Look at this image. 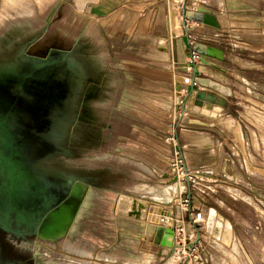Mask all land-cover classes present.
<instances>
[{"label":"rangeland","instance_id":"374dc122","mask_svg":"<svg viewBox=\"0 0 264 264\" xmlns=\"http://www.w3.org/2000/svg\"><path fill=\"white\" fill-rule=\"evenodd\" d=\"M57 2L58 0H0V58L12 56L20 45L39 34H41V38L31 47L30 51L40 53L38 48L43 44L49 32L61 23L58 18L60 11L67 10L68 13L80 11V7L75 10L69 7L65 9V6L60 3V7L58 6L55 11ZM173 8L174 5L170 8L169 15L170 13L171 15L177 14L176 11H171ZM177 18L178 15H176V20ZM94 38H97L95 33ZM5 41L8 42V45L3 47L1 44ZM64 41L63 46L73 42L67 35ZM224 44L227 56L232 55V47L236 43L229 41ZM49 46L50 44L45 47V51ZM233 61L240 67H248V65L243 66L238 58ZM224 66L233 70L231 73L234 74L235 66L232 63L225 61ZM244 72L248 73L247 70ZM251 73L255 79L264 77V72L253 71ZM235 82L234 79L229 81V84L234 86V96L229 97L234 109L232 116L234 124L233 127L231 126L230 132L226 133L227 137L224 143L226 145H222L216 150L217 167L206 172H198L189 168L186 162L188 169L196 173L191 180L182 174L174 173L170 169L171 162L162 161V156L165 157L169 153L170 144L173 142L171 136L175 134V129L168 128L169 125L166 121L174 122L176 120L177 109L161 116L159 119L161 127H157L158 132L144 128L142 135L133 130V122L129 119H123L124 128L117 127L115 129V124L121 121V118L117 113H113L110 128L103 134L107 139L104 148L101 149L97 144L89 142L77 151L75 157L61 156L58 163L65 168L92 174L106 172L105 186L109 190L96 193L106 198H101L99 208L95 206L96 210H89L90 212L94 211V217L89 222V230L95 233L94 236L69 240L70 242L65 248H62L64 241L58 242L56 245L43 243L40 245L41 248L54 254L48 252L49 256L44 253L38 254L42 257L41 261L47 264L51 261V257L54 259L52 263L56 262L57 264H78L80 261L92 264H264V127L256 126V123L259 126L264 125V115L260 114H264V107L263 103L259 105V108H255L251 104L258 102L253 99V96L264 100V94L253 90L251 95H242L238 85L243 84L241 82L234 84ZM243 86L247 87V84ZM241 96H244V99ZM187 106L189 108L188 104ZM252 107L259 111V113L253 114L256 123L251 120L252 117L251 119L249 117L252 113L249 116L246 115V118L252 123L246 121L244 117ZM187 115H190L189 111ZM219 120L220 118H217L214 122L217 127L220 124ZM223 123L225 121H222ZM89 124L87 123V127L97 132L98 135L97 126L99 123ZM149 132L154 133L159 139H156L154 144L157 146V151L154 150L155 152L153 151L151 154L148 152V157L144 154L141 158H137L128 154V158L112 153L119 136H126L128 141L130 139L134 141L137 137L144 138L149 135ZM178 139L179 143L183 144L181 131L178 133ZM147 141L150 142L148 138ZM105 155L108 156L105 161L93 160L95 157ZM223 155L229 160L228 163L223 160ZM121 158H125L128 162H124ZM137 163L145 164L154 174H142L139 169L147 173L151 172L142 165L136 166ZM155 164L159 165V170L152 168ZM177 182L183 185V190L181 187L179 188L182 193L180 191L174 197L172 204H159L160 207L150 200L142 198V196L150 198V196L144 195L145 192L136 191L137 187H145V191H147L150 186L162 189V187H168ZM228 187L233 190L230 189L229 192ZM218 194L219 196L216 197L215 195ZM120 195H133L132 197L136 199L148 201L150 212L158 216L163 215V223H169L168 225L177 231L176 247L172 250L161 247L158 243V235L148 233L147 226L152 225L135 220L133 215L130 218L129 213L124 216L132 206L130 199L122 200L119 204L122 216L115 214V204ZM189 196L190 202L187 204L185 201H189ZM217 200L223 201L224 204ZM95 201L99 203V200L95 199ZM157 208L162 211V214L158 212ZM194 208L200 209L203 213V222L199 225H196L189 216ZM211 209L216 210L231 225V229L228 230L230 236L225 242L206 229L205 220H207ZM166 217H171V220ZM72 243L78 244V246H71ZM68 248H75V250L69 251ZM80 250L87 251L90 255L82 256L78 253ZM95 250H97L96 253Z\"/></svg>","mask_w":264,"mask_h":264},{"label":"crops","instance_id":"0c3cea01","mask_svg":"<svg viewBox=\"0 0 264 264\" xmlns=\"http://www.w3.org/2000/svg\"><path fill=\"white\" fill-rule=\"evenodd\" d=\"M59 3L65 9L69 7L75 10L80 7L78 13L60 11L58 18L60 26L73 41L64 46L65 49L81 48L91 64V73L97 87L96 98L89 102V109L97 115L93 123H99V137H104L103 134L110 128L113 113L121 118L115 124V129L124 128L123 119H129L133 122V130L140 135L144 128L158 132L161 116L176 109L179 111L182 107L181 104H176V99L180 96L189 105L188 108L186 104V108L190 115L184 117L180 125L177 119L166 123L168 128L175 129L177 136L181 131L188 167L198 172L217 167L215 153L220 146L226 145V133L230 132L234 124V109L228 97L210 88L198 85L192 87L187 82V59L196 43L222 49L225 61L235 66L234 74L231 73L233 70L224 66L225 61L206 58L207 64L198 66L196 75L231 88L233 96L234 86L229 84L232 79L243 85L247 84V87L238 85L242 95H251L253 90L264 94V77L255 79L251 76L253 71L264 72V0H58L55 11ZM184 4L187 5L186 10H192V6L208 9L216 17L219 28L189 21L185 27ZM173 5L176 10L173 8L171 11L174 10L177 14L170 13V19L169 10ZM172 18L175 23L179 19L177 30L171 24ZM94 33L97 38H94ZM229 41L236 44L234 47L231 45L232 55L227 56L224 42ZM235 58L248 67L237 65L233 61ZM245 70L248 71L247 74ZM179 86L182 88L180 92L177 90ZM241 98L244 99V96ZM253 99L258 101L257 104L251 103L255 108H259L262 103L264 107V100L256 96ZM199 102L219 104L220 110L213 116L212 111L211 114L204 112V106ZM250 110L244 117L252 123L246 118V115L252 113L249 117L256 123L253 114L259 111L253 107ZM217 118H220V128L214 124ZM222 121L225 123L222 124ZM256 126L264 127L257 123ZM156 139L159 137L150 132L144 138L137 137L134 141H128L126 136H119L112 153L126 157L130 154L137 158L145 154L148 157V152L151 154L154 150L157 151V146L154 145ZM163 160L171 162V147L169 153L162 156ZM223 160L227 163L229 161L224 155ZM139 165L154 174L145 164H136ZM158 166L155 164L152 168L159 170ZM227 189L233 190L230 187ZM215 196L218 197L219 194ZM150 199L158 205L165 204L151 197ZM217 202L224 204L221 200Z\"/></svg>","mask_w":264,"mask_h":264},{"label":"flooded vegetation","instance_id":"af4514ba","mask_svg":"<svg viewBox=\"0 0 264 264\" xmlns=\"http://www.w3.org/2000/svg\"><path fill=\"white\" fill-rule=\"evenodd\" d=\"M67 34L57 24L38 52L49 44L50 49L53 45L63 46ZM39 36L41 34L24 42L12 56ZM33 45L27 49L29 57L11 61V56L0 58V71H3L0 73V144L14 142L15 136L16 141L34 143L29 152L1 153L0 264H44L36 251L41 244L56 245L66 240L93 237L95 233L89 230V222L94 211L89 210L99 208L100 202L87 200L85 209L74 221L70 212L58 218L57 208L75 188L89 187L94 194L109 190L105 186L106 172L86 173L58 163L63 156L61 152L75 157L89 142L101 149L107 144V139L97 138L95 131L87 127L89 121L85 120L84 114L89 102L96 98L97 87L89 59L81 48L74 49L72 60L82 66L83 72L77 76L76 88L71 89L73 79L54 74L43 77L36 68L31 72L25 66L33 55L41 54L30 51ZM58 116L61 119L58 120ZM55 128L59 129L60 138L45 136L42 141L37 137L41 129ZM25 132H34V139L26 138Z\"/></svg>","mask_w":264,"mask_h":264},{"label":"water","instance_id":"95a60500","mask_svg":"<svg viewBox=\"0 0 264 264\" xmlns=\"http://www.w3.org/2000/svg\"><path fill=\"white\" fill-rule=\"evenodd\" d=\"M187 21L189 22H195L198 23L202 26H207V27H211V28H219V24L217 22V19L214 15L211 14V12L203 7H199L197 9V11H191V10H185L184 14H183V24L185 25V27H187L186 23ZM187 29V28H186ZM39 38H41V36L38 37L37 40H39ZM37 40H33L31 43L27 44L26 47H24L23 49L19 50L18 53H16L15 55L11 56L9 59V61L11 60H18L20 59V57L22 56H30L28 54H26L27 49L29 48V46L33 45L35 43V41ZM78 46V45H77ZM52 49H47L46 52H43L41 54H35L33 55V57H31L32 61H28L26 62V65L30 70H32L31 72L34 71V69L36 68V70L44 77V76H48L50 74H54L55 76L58 77H62V75L67 76L71 81L72 79L74 80V84L73 87H71V89H75L76 88V84H77V79H78V74H81L82 71V66L76 62H73V58L72 56H74V49H78V47L72 49V50H65V48L63 46H51ZM193 51L199 53L201 56H203L202 58V63L203 64H207V60L206 58H211L220 62H224L225 61V53L222 49L213 47V46H209L206 45L204 43H196L193 46ZM90 66V65H89ZM91 67V66H90ZM3 72V71H2ZM0 71V73H2ZM197 84L198 86L201 87H206V88H210L216 92H218L219 94L225 96V97H232L233 95V91L231 88L223 86L222 84H219L217 82H213L209 79L206 78H200L198 76L195 75L194 79H193V83H192V87ZM177 90L180 92L182 90L181 86H179L177 88ZM180 96L177 97L176 99V104L179 105L180 104ZM84 115H86V119L87 123L92 124L93 122H95L97 115L96 113L88 108L87 113H85ZM61 117V116H60ZM58 116V120L61 119ZM59 132L58 128L52 129L51 131L49 129H41L40 130V134H38V138H40V140L45 141V136L46 137H59L61 136ZM95 135H97V132H95ZM24 136L26 138H30V139H34L35 134L34 132H32L31 134L27 132L24 133ZM100 135H97V138H101L99 137ZM13 141H10L8 143H1L0 144V157H1V153L2 152H12V153H18V152H29L32 151L31 149L34 148V143H28V142H19L16 141L17 137H13ZM96 139V138H95ZM58 140H56L55 142H52L53 144H56ZM23 143V144H22ZM44 143V142H43ZM7 146V147H6ZM61 152V151H59ZM61 154L63 156H67L65 155L63 152H61ZM61 157V156H60ZM59 157V158H60ZM72 158V157H69ZM71 195L66 199V201H64V203H62L60 206H58L57 208V217L60 218V216H64L66 215L67 212H70V218H72V220L74 221L75 218H78L80 213L85 209L86 205L85 202L87 200H89V195H90V188L89 187H85V186H81L80 189L79 188H75L71 191ZM136 215L137 212H135ZM161 234L158 240V243L161 247L167 248L169 250H172L174 247H176L175 244V230L173 228H161L160 230Z\"/></svg>","mask_w":264,"mask_h":264},{"label":"bare ground","instance_id":"6f19581e","mask_svg":"<svg viewBox=\"0 0 264 264\" xmlns=\"http://www.w3.org/2000/svg\"><path fill=\"white\" fill-rule=\"evenodd\" d=\"M171 24H172L173 28L175 30H177L178 23H175L174 18H172ZM7 43L8 42L5 41L1 45H3V47H4V46L8 45ZM43 51H45V49L42 50V51H39V52L40 53H43ZM199 104H203V103H200L199 102ZM203 106H204V112L211 114V111H212V115L213 116H216V114L220 110V105L219 104H213V103L211 104V102L204 103ZM106 159H108V156H106V155L105 156H100V157L93 158V160L99 161V162L105 161ZM123 160H125V159H123ZM124 162L127 163L128 160L127 161L125 160ZM225 168H226V166H225ZM139 170L144 175L145 174H148V175L151 174V173L144 172L142 169H139ZM151 175H153V174H151ZM236 178H237V176H236ZM180 187L183 190V185L177 182V183H175V184H173L171 186L162 187V189L161 188L158 189V188H155V187H151L150 186V188H148L147 191H145V187H137L136 188V191H140L141 192V190H144L145 194L148 195V196H150L151 198H153V199H155V200H157V201H159L161 203L168 204V203H171L172 202V200L174 199V197H176L180 193V191L182 193V190H179ZM131 194H133V193H131ZM132 196L131 195H120L118 197L117 202L115 204V214H117L118 216H122V213H120V211H119V204H120V202L122 200H126L128 198V199L131 200L132 206H131L130 210L127 213L124 214V216H127V214L129 213L128 216L130 218H132L131 216L133 215L136 220H141L139 222H145V223H149V224L156 223L157 224L156 226H147L148 233L154 232V233H152V235L156 233L158 236H160V234H161V232H160L161 228H166V227L167 228H171L170 225H168L169 223L168 224L163 223V215L162 216H158V215L153 214V213L150 212V203H148V201H146V200L144 201L142 199L139 200V199H136V198H134ZM89 198H90L89 201H91L92 199H97V200H99V202H101V198H106V197L105 196H99L98 194L90 193ZM119 198H120V200H119ZM142 198H146V199L150 200L152 203L156 204L158 207H160V205H158L156 202H154L150 198H148L146 196H142ZM87 205H89V203ZM120 208H122V207L120 206ZM157 210H158V208H157ZM177 210H178V214H180L179 209H177ZM135 212H137L138 215H136ZM158 212L160 214H162V211L160 209L158 210ZM166 218H168L169 220H171V217H166ZM141 227H142V225H141ZM206 229L210 233L214 234L215 237L222 238L224 240V242H225V241L228 240V238L230 236L229 233H228V230L231 229V225H230V223L227 220H225L222 216H220L216 212V210L211 209L209 211V213H208V218L206 220ZM125 233H126V231H125ZM69 242H70L69 240L64 241L63 244H62V248L63 247L65 248L66 245L69 244ZM73 245L75 247L78 246V244L72 243L71 246H73ZM82 248L85 249L84 247H82ZM68 250L69 251H72V250H75V248H68ZM36 251H37L38 254L44 253V255H47V256H49L48 253L49 254H54V253H52L49 250H46V249L41 248L40 246L39 247H36ZM96 252H97V250H95V253ZM78 253L80 255H82V256H84V255H90V253H87V251H81L80 250V251H78ZM94 256H95V254H94ZM50 259H51V261L49 263L47 262V264H50V263L51 264H57L56 262L52 263L54 261L53 258L50 257ZM94 259H95V257H94ZM85 260H86V258H85ZM78 264H92V263L87 262V261H80V263L78 262Z\"/></svg>","mask_w":264,"mask_h":264},{"label":"built area","instance_id":"2783aa9c","mask_svg":"<svg viewBox=\"0 0 264 264\" xmlns=\"http://www.w3.org/2000/svg\"><path fill=\"white\" fill-rule=\"evenodd\" d=\"M184 6H185L184 9L186 10L187 5L184 4ZM197 9H198L197 6H192L191 11H197ZM202 58L203 56H201L199 53L192 51L187 59V63H186L187 82L190 83L191 86L193 83V79L196 75V68L202 65ZM180 104L182 105V107L179 109L178 116L176 117V119L179 120V125H180V121L183 120V118L186 117L188 114V110L186 108L187 103L184 101V99L180 100ZM171 139H173V142L170 144L173 151H172V161H171L170 169L174 173L182 174L185 178L191 180L192 177L196 175V173L188 169L186 165V161H185V156H184V148L182 144L179 143V139L176 133L171 136ZM189 202H190V196H189V201L186 200L185 203L188 204ZM189 216L196 225H199L200 223L203 222V213L198 208H194L190 212ZM176 233L177 231L175 230V238H176Z\"/></svg>","mask_w":264,"mask_h":264}]
</instances>
